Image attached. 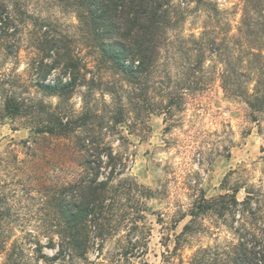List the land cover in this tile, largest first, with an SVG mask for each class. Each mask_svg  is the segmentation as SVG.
<instances>
[{
  "label": "rangeland",
  "instance_id": "374dc122",
  "mask_svg": "<svg viewBox=\"0 0 264 264\" xmlns=\"http://www.w3.org/2000/svg\"><path fill=\"white\" fill-rule=\"evenodd\" d=\"M163 2L159 64L132 83L94 65L82 46L75 0H18L17 44L0 50V243L7 250L0 264H115L119 236L130 226L114 222L116 235L103 247L92 244L84 259L72 248L55 258L64 245L61 212L78 202L75 187L90 179L85 162L97 164L96 158L73 139L30 127L29 106L23 117H2L1 96L10 90L30 106L58 105L60 99L35 84L55 80L68 56L87 63L78 74L93 88L74 89L61 107L79 117L85 102L101 166L109 153L122 161L119 175L109 178L120 205L109 209L131 213L146 206L138 222L145 248L118 264H255L264 245V112L253 113L246 103L243 94L256 78L236 75L242 72L238 59L252 68L256 60L239 53L234 37L243 10L252 25L258 15L252 9H263L264 0ZM200 39L229 48L234 75L225 79L227 92L224 57L206 53L197 66L189 51ZM250 40L264 55V34ZM112 83L115 97L105 91ZM106 172L98 179L106 180ZM147 190L152 197L145 198Z\"/></svg>",
  "mask_w": 264,
  "mask_h": 264
},
{
  "label": "trees",
  "instance_id": "16d2710c",
  "mask_svg": "<svg viewBox=\"0 0 264 264\" xmlns=\"http://www.w3.org/2000/svg\"><path fill=\"white\" fill-rule=\"evenodd\" d=\"M76 15L79 22V31L83 40L82 46L88 49L93 56V63L104 71H111L117 75L120 80L139 82L145 75L150 74L156 69L160 61V48L162 37L160 35L163 19L166 18L167 10L164 8L163 0H75ZM201 2L202 0H197ZM18 0H0V50L9 49L10 46L16 45L14 36L17 33L15 21L20 15ZM17 3V4H16ZM21 7V6H20ZM251 10V6L248 7ZM257 15L253 24L247 22V13L243 10L242 27L238 28V35L234 37L238 43H235L239 53L247 55L256 60V66L238 59L242 72L236 73L237 76L245 77L246 73L256 78L253 89L244 92L246 103L253 113L264 112V55L255 48L254 41L250 40L253 35L264 34V8L259 10L252 9ZM16 17V19H15ZM215 41H204L200 39L194 48L189 51L196 53L199 59L198 64L202 63L206 53L216 57H224L225 69L221 73V80L224 90L227 92L225 79L234 75V69L231 67L229 49L215 44ZM228 44V43H227ZM216 53V54H214ZM237 60V61H238ZM198 61V60H197ZM61 64L56 62V67ZM83 59L68 56L62 62V71L59 72L51 83H43L41 80L35 84V87L44 94L56 96L60 102L55 107H46L44 105H28L29 101L22 96L21 92L10 90L2 94L1 105L3 118L6 116L23 117L24 112H28L29 106L30 119L35 121V125L40 133L48 134L57 138L73 139L77 147L86 150V153L92 151L95 161L85 162V177L90 178L75 187L76 198L78 202L67 204L65 212L62 211L63 230L59 236L64 245L60 246L61 250L56 253L59 257L63 252L72 249L76 250V256L84 259L92 244L103 247V243L110 239L118 232L114 222H130L125 234L120 237L123 243L121 249L112 254L111 260L118 264L122 260H128L135 255L142 254L139 252L145 240L143 226L138 222L145 212V207L141 205V210L128 212H113L111 208L116 202V191H112L109 178H113L118 166L122 163L121 159L112 156L111 153L105 154L106 162L104 167L101 166L102 158L97 145L95 136L91 134L89 128V119L87 118V108L84 102L82 114L75 116V112L61 107L63 101L70 98L73 90L78 87L93 88V83L86 82L84 76H79L81 65L86 67ZM1 67V66H0ZM42 64L38 63L36 68H41ZM1 73V70H0ZM110 73V72H109ZM67 77V78H66ZM5 77L0 76V86L5 81ZM101 80V78H100ZM224 81V83H223ZM113 83L108 84L106 92L113 97L117 95L113 88ZM159 110H163L160 108ZM153 112L150 110L149 114ZM96 117V116H95ZM37 118V119H36ZM115 124L122 121L116 120ZM89 126V127H88ZM89 156V155H88ZM92 156V155H91ZM103 169V170H102ZM109 169L106 180H99L102 172ZM107 174V172H106ZM116 176L119 175L115 173ZM92 178V179H91ZM154 193L147 190L145 198L152 197ZM119 199V198H118ZM206 201V200H203ZM2 215L0 214V218ZM5 241L0 243V253L5 252ZM254 254L255 264H264V245L258 248ZM257 255V257H256ZM8 258L10 255H7ZM54 258V259H55ZM145 264V263H143ZM247 264V263H245Z\"/></svg>",
  "mask_w": 264,
  "mask_h": 264
}]
</instances>
